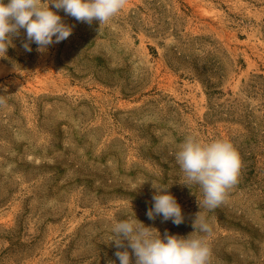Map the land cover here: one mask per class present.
<instances>
[{"label": "rangeland", "instance_id": "374dc122", "mask_svg": "<svg viewBox=\"0 0 264 264\" xmlns=\"http://www.w3.org/2000/svg\"><path fill=\"white\" fill-rule=\"evenodd\" d=\"M57 14L68 39L27 52L21 29L0 57V264H120L113 222L135 216L193 233L202 191L175 160L190 134L241 159L205 211L208 264H264V0H127L100 32ZM152 182L182 224L147 217Z\"/></svg>", "mask_w": 264, "mask_h": 264}, {"label": "clouds", "instance_id": "9594fccd", "mask_svg": "<svg viewBox=\"0 0 264 264\" xmlns=\"http://www.w3.org/2000/svg\"><path fill=\"white\" fill-rule=\"evenodd\" d=\"M126 4L127 0H8L7 3L0 0V57L6 55L21 29L26 33L22 46L27 52L32 51V43L43 53L49 46L68 39L73 26L62 20L57 14L59 10L89 26L98 22L100 32ZM4 103V97L0 96V105ZM175 160L183 173V185L190 189L197 185L202 191V198L196 196L201 211L192 219L195 231L187 237L166 231L162 238L158 230L145 226L136 216L114 221L109 241L118 249L115 256L120 264H132L133 256L135 264H208L213 226L206 219L205 211H213L225 202L229 190L238 182L241 159L234 145L226 139L204 143L190 134L179 145ZM152 187L155 192L147 217L155 220L162 216L163 221L182 224L185 219L182 208L168 193L169 187L157 186L155 182Z\"/></svg>", "mask_w": 264, "mask_h": 264}]
</instances>
